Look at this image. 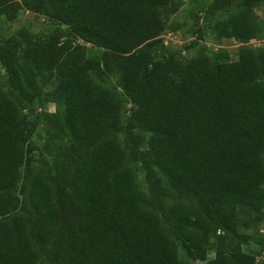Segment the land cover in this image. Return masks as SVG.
Here are the masks:
<instances>
[{"label": "trees", "instance_id": "obj_1", "mask_svg": "<svg viewBox=\"0 0 264 264\" xmlns=\"http://www.w3.org/2000/svg\"><path fill=\"white\" fill-rule=\"evenodd\" d=\"M172 1L0 0V17L25 7L53 24L45 36L21 27L0 37V264H46V244L49 264H190L181 247L206 264H259L264 237L241 231L238 214L246 206L264 220V47L242 46L237 59L159 54L160 6ZM230 1H211L208 26L257 36L264 0L215 19ZM115 71L132 102L125 123L104 83ZM38 101L64 105L50 112L45 172L32 170L43 155Z\"/></svg>", "mask_w": 264, "mask_h": 264}, {"label": "rangeland", "instance_id": "obj_2", "mask_svg": "<svg viewBox=\"0 0 264 264\" xmlns=\"http://www.w3.org/2000/svg\"><path fill=\"white\" fill-rule=\"evenodd\" d=\"M212 0H173L172 2H166L160 6V15L166 22V30L162 33L160 38L161 43L158 45V53H172L181 54L184 59L200 54H209L218 52L225 49L229 52L232 59H237L239 49L242 46H249L252 48L264 47V1L254 8L255 15L258 21L261 23V32L248 41L241 40L236 37H218L213 30L208 26L206 20V11ZM240 1L231 0L228 5L219 11L215 15V19L223 18L234 14L239 10ZM176 10H173L174 8ZM53 24L51 19L41 13L29 10L25 7H18L16 10L7 12L0 17V37L9 36L21 27L28 29L35 37L45 36L52 28ZM202 33L203 37L199 39V34ZM196 40V43H192ZM87 46L92 47L93 50L98 49L90 43L84 42ZM6 71L0 62V87L4 86V79ZM264 79V78H263ZM119 75L115 71L111 73L104 82L107 86L116 88L120 97L123 100L124 111V123L131 111L132 102L123 93V90L118 86ZM98 82L100 80L98 79ZM54 85L47 87L49 90ZM64 108L61 102H40L36 103V109L44 113L46 118L40 126L37 128L33 141L40 148L43 149V155H40V149L35 151L32 163L33 172H45L48 168L50 160V124L55 121L50 120V112L62 111ZM47 113V114H46ZM144 142L142 147H147L149 132H143ZM134 168L137 174V179L141 187L148 192L147 182L145 180L144 172L139 162H129ZM24 172V170H23ZM22 182V181H21ZM21 183L19 184V187ZM19 190V189H18ZM26 199V194L22 195ZM176 198L171 196L165 199L166 208H171L175 203ZM171 214V212L169 211ZM255 213L248 207L244 206L239 209L238 224L239 228L243 232L251 234L262 235L264 237V220L262 222H256ZM168 228L169 223L165 224ZM182 256L188 258L190 264H206L205 261L192 260L186 254L183 247L180 248ZM51 246L46 244L41 247V262L49 264L51 260ZM210 256H213L211 252ZM259 264L264 259V253L259 256Z\"/></svg>", "mask_w": 264, "mask_h": 264}]
</instances>
